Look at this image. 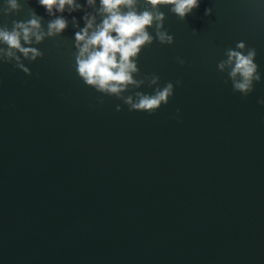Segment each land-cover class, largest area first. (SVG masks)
<instances>
[{
    "label": "water",
    "instance_id": "obj_1",
    "mask_svg": "<svg viewBox=\"0 0 264 264\" xmlns=\"http://www.w3.org/2000/svg\"><path fill=\"white\" fill-rule=\"evenodd\" d=\"M19 3L0 26L54 18ZM78 3L61 36L33 45L31 76L0 64V264H264V82L245 97L217 68L243 41L264 81V0H200L184 21L161 6L175 43L145 47L135 77L175 85L154 114L79 77L72 19L83 28L93 10Z\"/></svg>",
    "mask_w": 264,
    "mask_h": 264
},
{
    "label": "clouds",
    "instance_id": "obj_2",
    "mask_svg": "<svg viewBox=\"0 0 264 264\" xmlns=\"http://www.w3.org/2000/svg\"><path fill=\"white\" fill-rule=\"evenodd\" d=\"M91 12L83 17L85 27L80 28L73 17L75 32L76 71L84 83L97 92L113 96L128 106L129 111L154 114L167 105L174 97L175 85L168 82L160 87V77L156 74L136 79L140 75L138 59L145 47L155 41L161 45H173L175 38L165 30L166 15L161 6L172 5L171 12L184 21L188 15L200 6V0H144L141 10L140 0H86ZM49 16L47 28L43 27V18L33 10L24 21H12V26H0V64H15V67L28 76L32 72L24 61L36 62L43 53L33 45H40L48 38H56L69 27V21L62 15L85 11L78 0H38ZM23 11L19 0H5L0 6V15L11 16ZM61 13V15H56ZM213 9L205 10L211 16ZM154 30L155 36L149 31ZM194 32H196L194 30ZM225 59L217 64L219 72L228 76L234 92L247 97L254 92L255 83L262 81L259 66L255 62L257 51L248 48L245 42H237L235 49L225 50ZM183 66L185 61L177 58ZM228 81H225L227 83ZM182 84L177 80L176 85ZM145 85L155 88L154 94L135 91L125 95L131 89H141ZM103 104V100H98ZM259 103L264 106V99ZM123 109L116 105V111ZM179 118V109L177 117Z\"/></svg>",
    "mask_w": 264,
    "mask_h": 264
}]
</instances>
